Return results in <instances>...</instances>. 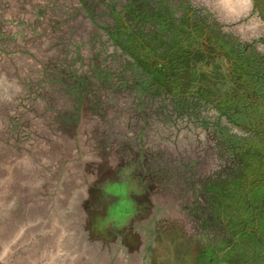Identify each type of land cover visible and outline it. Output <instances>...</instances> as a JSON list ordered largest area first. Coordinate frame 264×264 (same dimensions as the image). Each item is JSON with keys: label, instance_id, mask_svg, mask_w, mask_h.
I'll list each match as a JSON object with an SVG mask.
<instances>
[{"label": "rangeland", "instance_id": "rangeland-1", "mask_svg": "<svg viewBox=\"0 0 264 264\" xmlns=\"http://www.w3.org/2000/svg\"><path fill=\"white\" fill-rule=\"evenodd\" d=\"M176 1L164 10L161 0H135L139 9L133 0H0V264H171L174 243L193 239L218 244L209 264H264V227L247 239L246 219L221 242L205 192L240 165L230 137L243 145L260 133L151 76L182 43ZM186 2L242 44L264 35L251 0ZM134 35L141 61L128 48ZM258 110L247 122L264 136ZM129 177L144 182L140 211L105 225V186ZM260 204L241 199L264 223Z\"/></svg>", "mask_w": 264, "mask_h": 264}, {"label": "flooded vegetation", "instance_id": "flooded-vegetation-1", "mask_svg": "<svg viewBox=\"0 0 264 264\" xmlns=\"http://www.w3.org/2000/svg\"><path fill=\"white\" fill-rule=\"evenodd\" d=\"M251 1L263 29L264 0ZM208 39L211 48L206 51ZM238 39L222 31L210 17L198 19L194 18L191 12H187L182 21V43L175 47L178 52L173 65H159L158 70L151 74L153 80L159 82L161 89L190 96V100L195 98L192 100L195 105L214 107L238 127L250 132H259L261 135L260 138L256 137L254 142L243 145L230 137L228 143L231 158L241 165H238L240 172L236 185L232 180L238 169L227 179L205 185L210 214L225 231L226 238L221 242L228 238V233L238 232L246 219L254 222L247 239L253 237L252 234L256 233L258 228L264 227L256 211L248 212L246 207L241 206L242 198L249 202L250 207L255 201L264 205V136L261 134L263 127L250 126L247 122L248 119L259 117L258 109L264 108V54L257 50L255 43L242 44ZM263 39L264 35H261L260 41L264 42ZM137 41L141 44L142 38L134 35L128 48L136 59L141 61L142 54L134 47ZM149 50L159 59L161 55L156 52V48L149 46ZM152 58L147 59L146 66L151 67L155 63V58ZM213 70L216 73H212ZM166 75L174 76L175 83L170 84ZM193 76L194 80L190 81ZM143 185L144 182L129 177L126 182L118 180L105 186L106 197L113 198L107 209L105 225L109 222L122 224L124 220L139 213L141 204L138 203L137 197L144 188ZM174 245L177 251L175 250V255L169 260L171 264H209V255L215 251L218 244L193 239L177 241Z\"/></svg>", "mask_w": 264, "mask_h": 264}, {"label": "crops", "instance_id": "crops-1", "mask_svg": "<svg viewBox=\"0 0 264 264\" xmlns=\"http://www.w3.org/2000/svg\"><path fill=\"white\" fill-rule=\"evenodd\" d=\"M171 2H172V0H161V4L159 6L161 7V9L168 10V7H170ZM176 4H177V6H180L181 3H176ZM131 6H132V8L139 9L140 4L138 2L136 3L135 0H133V3H131ZM149 6H150V4L147 3V8H149ZM193 6H194V10L192 9L191 4L189 5V4H187L186 0H182V19L183 20H184V18L186 16L187 12H191L193 14L194 18H198V19L202 18L201 14H196L195 13V11H197V9L199 10L200 7H201V12H204L203 11L204 9L201 6V4H200V6H196V5H193ZM184 97H186V99H187V96H184ZM192 100H195V98H192ZM188 119H189V111H187L186 107L182 106V124L185 125L187 123Z\"/></svg>", "mask_w": 264, "mask_h": 264}, {"label": "bare ground", "instance_id": "bare-ground-1", "mask_svg": "<svg viewBox=\"0 0 264 264\" xmlns=\"http://www.w3.org/2000/svg\"><path fill=\"white\" fill-rule=\"evenodd\" d=\"M249 1V0H248ZM199 11H201V7L199 8ZM262 21V20H261ZM242 22V21H241ZM261 23V22H260ZM263 23V22H262ZM256 25H258L257 23H256ZM260 25V24H259ZM236 26H238V25H236ZM235 26V28H237ZM264 27V26H263ZM225 28V27H224ZM240 27L238 26V29H239ZM257 28H258V26H257ZM231 29V28H230ZM255 29V28H254ZM264 29V28H263ZM257 31V30H256ZM255 31V32H256ZM259 31H260V28H259ZM246 32V31H245ZM254 32V31H253ZM252 32V34H254ZM262 33V32H261ZM249 34V33H248ZM251 33H250V35H252ZM244 35V34H243ZM246 36H247V33L245 34ZM244 35V36H245ZM254 35H256V34H254ZM235 38V37H234ZM243 38H245V37H243ZM247 38V37H246ZM253 38V37H252ZM248 39V38H247ZM239 40V39H238ZM245 40V39H244ZM264 40V39H263ZM217 41V40H216ZM249 41V40H248ZM235 43V42H234ZM252 43H255V46H256V48H257V50L260 52V53H263L264 54V42H262V41H260V40H256V41H253ZM182 50H184V49H182ZM230 58V57H229ZM237 59V58H236ZM238 65V64H237ZM236 65V66H237ZM233 66V65H232ZM239 67V66H238ZM236 72V71H235ZM240 73V72H239ZM241 73H243V72H241ZM235 75V74H234ZM238 76V75H237ZM239 77V76H238ZM237 77V78H238ZM259 77V76H258ZM248 80V79H247ZM260 82V81H259ZM235 83V82H234ZM238 83V82H237ZM241 84V83H240ZM256 84V83H255ZM257 85V84H256ZM242 87H243V85H242ZM255 88V87H254ZM209 89V88H208ZM240 89H241V86H240ZM248 89V88H247ZM246 89V90H247ZM259 89V88H258ZM240 91V90H239ZM256 91H257V88H256ZM256 91H254V92H256ZM241 93V92H240ZM244 93V92H243ZM243 93H241V94H243ZM258 93V92H257ZM248 94V93H247ZM259 94V93H258ZM260 95V94H259ZM233 96V95H232ZM239 96V95H238ZM236 97V96H235ZM248 97H250V96H248ZM251 97H253V96H251ZM258 98H260V97H258ZM263 98V97H262ZM249 99V98H248ZM256 100H257V98H256ZM260 100H262V99H260ZM256 102V101H255ZM258 102H259V100H258ZM256 104V103H255ZM257 104H259V103H257ZM263 104H264V102H263ZM256 106V105H255ZM254 107V106H253ZM252 107V108H253ZM242 113V112H241Z\"/></svg>", "mask_w": 264, "mask_h": 264}]
</instances>
